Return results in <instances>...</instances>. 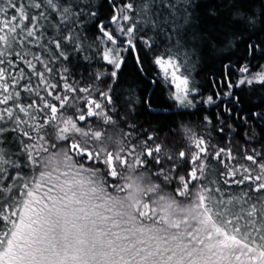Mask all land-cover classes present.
Returning a JSON list of instances; mask_svg holds the SVG:
<instances>
[{"label":"snow or ice","instance_id":"snow-or-ice-1","mask_svg":"<svg viewBox=\"0 0 264 264\" xmlns=\"http://www.w3.org/2000/svg\"><path fill=\"white\" fill-rule=\"evenodd\" d=\"M198 8L0 0V264H264V136L245 131L234 150L231 122L264 130V110L241 94L264 87V40L225 41L244 59L222 61L204 95L192 72ZM229 19L253 32L264 7ZM129 59L169 103L134 90L121 102ZM198 104L217 110L199 132L179 125V143L136 122L138 107Z\"/></svg>","mask_w":264,"mask_h":264},{"label":"trees","instance_id":"trees-1","mask_svg":"<svg viewBox=\"0 0 264 264\" xmlns=\"http://www.w3.org/2000/svg\"><path fill=\"white\" fill-rule=\"evenodd\" d=\"M199 8L195 15L198 20L193 25V31L198 32L203 37L202 40H197L193 37L192 43V72L196 81L201 86V92L204 95L211 94L212 88L209 84L210 73H216L219 75L222 68V61L230 59L233 63L242 61L244 59L243 44L239 47H235V40H232V47L230 48L225 41L231 40L233 37H239L243 41H246L249 36L252 37L253 42L264 40V24L258 23L253 32L245 30L242 24H232L229 17L231 13L239 8L242 11H250L253 7L257 12L260 11L264 5L260 4V0H234L230 6L228 0H198ZM209 10H215L217 15L215 17L209 15ZM211 45V47L209 46ZM229 51L232 55L229 56ZM254 64H264V60H257ZM151 69H149L150 71ZM253 70H256L253 67ZM79 71L84 72L82 67ZM90 71V70H89ZM135 91L143 99L146 92H151L153 106L169 103L166 101L164 93L160 87H156L152 91V86L148 81L141 77V75L135 70V66L129 59L128 67L123 72L122 82L117 90L120 94L121 102L126 98L127 93ZM143 90V91H142ZM238 92L240 90H237ZM245 98V108L254 109L257 111L264 110V87L254 86V88H248L241 93ZM217 109L215 107L204 106L198 104L196 109L185 110L178 107L171 108L170 111L162 115H157L146 111L143 107H138L136 115L138 117L137 124L144 125L148 131L153 128L163 132L174 143L182 141L183 137L180 135L179 125H187L193 128L195 131H201L203 126L202 117L205 115L211 116ZM223 115V113H222ZM215 124V118L213 117ZM233 127L236 128L237 136L232 141L234 150L239 145L244 144L243 134L245 131L252 132L253 130L261 136H264V130L261 126L256 125L254 121H249L252 127H241L239 121H231ZM173 129L177 134L172 135L169 129ZM212 135L217 138H222L220 134L213 132ZM252 146H258L253 142Z\"/></svg>","mask_w":264,"mask_h":264},{"label":"water","instance_id":"water-1","mask_svg":"<svg viewBox=\"0 0 264 264\" xmlns=\"http://www.w3.org/2000/svg\"><path fill=\"white\" fill-rule=\"evenodd\" d=\"M171 110V109H170ZM170 110H168V111H170Z\"/></svg>","mask_w":264,"mask_h":264}]
</instances>
